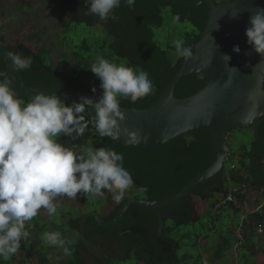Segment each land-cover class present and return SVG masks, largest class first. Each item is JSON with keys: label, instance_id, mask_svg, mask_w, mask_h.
Returning a JSON list of instances; mask_svg holds the SVG:
<instances>
[{"label": "clouds", "instance_id": "clouds-1", "mask_svg": "<svg viewBox=\"0 0 264 264\" xmlns=\"http://www.w3.org/2000/svg\"><path fill=\"white\" fill-rule=\"evenodd\" d=\"M126 2L131 5L134 0ZM121 3L122 0H84V14L106 22L114 18L113 11ZM249 23L247 43L264 57V7L255 9ZM173 44L179 57L192 58L191 46H185L182 39ZM233 51L240 52L239 45ZM7 56L17 72L29 69L33 63L32 57L23 54L9 52ZM222 59L228 66L230 55L224 54ZM229 68L238 72L236 67ZM90 70L101 81L102 95L96 101L82 98L71 104L43 91L25 100L15 91L11 77L0 72V260H10L20 250L22 240L27 242L30 233L26 222L41 209L50 217L58 216L57 197L75 199L80 194L94 198L107 190L119 202L134 183L124 167L122 153L106 147H68L59 138L67 136L76 141L84 135L89 127L84 113L90 106L94 110L91 123L100 137L116 141L123 131L129 143H139V131L121 128L126 117L120 98L135 102L154 90V82L147 71L104 56H97ZM92 91L96 92V88ZM41 240L61 249L64 256L71 255L72 241L59 231H46Z\"/></svg>", "mask_w": 264, "mask_h": 264}, {"label": "trees", "instance_id": "trees-1", "mask_svg": "<svg viewBox=\"0 0 264 264\" xmlns=\"http://www.w3.org/2000/svg\"><path fill=\"white\" fill-rule=\"evenodd\" d=\"M228 1L230 0L226 2ZM63 3L69 9L87 7L83 0H64ZM125 3L126 0H122L120 7L113 11L114 18L104 22L105 26L103 28H105L108 35L112 36H114L112 31H116L114 41L109 44V47L110 49L112 48V53L118 58L117 61L123 58L126 59L128 66L147 71L150 79L154 82V90L149 95L134 102V106L137 109H145L163 92L184 59L179 56L177 59H170L169 51H175V47L168 46L166 49L160 47L155 42V34L152 30L153 25L162 24V13L167 7H171L175 16H177L179 10L176 6L164 0H134L129 5V8L132 6L135 12L131 15H126L124 9ZM180 9L179 20H184V22H189L192 25V30L185 32L184 43L185 46H192L197 42L199 34L204 28L206 11L203 9ZM121 16H125L126 18H120ZM108 22L114 25V30ZM0 40L5 43L2 36H0ZM107 45V41L104 40L103 44L99 45L96 50L103 52ZM11 50L14 53L32 57L33 63L31 67L21 71V76L28 85L88 92H93L92 89L95 87L96 92L93 93L102 95L101 90L98 88V83L93 86L89 85L92 77L95 76H89L91 74L90 63H93L95 60L92 59L96 58L91 56L92 49L85 41L73 47L70 59L74 62V65L67 73L60 71L66 60L60 59L57 66H52L51 52L47 48H41L37 52H32L28 46L17 43L16 46L11 47ZM104 57L109 58L106 55ZM205 83L206 78L203 74L183 77L175 85L174 97H187L201 89ZM131 105L132 101L130 99L120 98V106L130 108ZM84 115L85 119L89 122V127L84 135L76 141H73L70 137L61 136L59 138L60 141L68 147H72L74 144L80 149H84L86 146L93 148L106 147L114 149L117 153H122L124 156V167L132 175L134 183L129 189L130 195L119 201L116 204L117 206H112L113 202L111 199L103 195L100 197L105 198L106 203L101 206L100 212L97 209L86 211L81 208L80 210L83 214L97 212L103 215L101 217L103 220L110 221L114 218L120 206L129 198L134 197L133 193H136V198L141 196L144 200H162L172 197L178 194L192 178L208 168L213 162L212 141L207 131H201L193 136L185 134L164 145L151 149H141L126 146L119 140L113 141L109 137H100L91 123L94 110L91 107H86ZM243 130L240 129V133L243 134ZM231 132L233 130L229 134H232ZM241 140L242 138L236 141L240 142ZM242 150H247L244 144H242ZM232 160L231 155L229 161ZM230 165H232V162ZM226 171L227 169L224 166L221 171V177L226 174ZM229 175L234 182L239 184L248 182L245 175L240 176L233 171ZM260 185H264V178ZM185 204L186 200L182 205ZM111 206L115 207L114 211L105 214L104 211ZM180 209V204L174 207L163 208L161 212L164 224L172 221V218L175 217L174 215H177L181 211ZM169 211H173L175 214L169 216ZM134 216L138 217L136 219L137 222L133 218ZM141 216L147 220L145 225L139 224ZM70 217V231L75 232L77 237L76 228H78L80 216ZM35 218L37 221L46 219L40 212ZM120 224L124 233L122 237L118 234L117 226L105 228L100 226L94 218L87 220V227H95L108 237L122 241L124 259L134 256L136 260L144 261L146 264H178L180 261L178 255L169 252L167 249L169 246L165 243L166 239H173L170 236L172 233L171 227L165 224L160 230L157 216L153 210L132 205L121 217ZM161 231L164 235L163 237L161 236ZM34 232H36L35 226L32 227V233L34 234ZM86 236H88L87 233ZM37 240L35 239L36 242ZM31 243L33 244L34 241L32 240ZM37 243L39 244V242ZM74 246L75 242H72L70 248ZM71 252H74V248ZM115 260L121 259L119 257L114 258L112 262H115ZM4 262L7 263V261Z\"/></svg>", "mask_w": 264, "mask_h": 264}, {"label": "water", "instance_id": "water-1", "mask_svg": "<svg viewBox=\"0 0 264 264\" xmlns=\"http://www.w3.org/2000/svg\"><path fill=\"white\" fill-rule=\"evenodd\" d=\"M164 1L177 8L205 10L204 28L197 42L191 46L192 58L183 59L163 92L152 104L145 109H137L134 102L130 108L120 106L126 117L121 125L122 130L127 128L129 131H139L141 140L139 143H129L128 137L122 131L119 141L129 147L151 149L185 134L193 136L201 131H207L212 141L213 162L172 197L162 200L129 198L110 221L103 220L97 212L83 214L77 228L79 242L103 264H108V259L85 236V222L88 218H94L102 227L117 226L119 235H122L120 219L132 205L153 210L160 230L164 225L161 212L163 208L180 204L181 211L173 218L194 217L195 210L190 194L200 193L205 198L209 197L214 189L222 191L221 178L218 175L230 155L226 144L230 131L249 128L255 142L264 144V140L259 135L260 125L264 123V62H261L264 57L258 55L248 45L245 34L250 26V15L257 7H264V0ZM235 45H239L240 52L233 51ZM9 52H12L11 48L0 40L1 71L11 77L15 91L25 100L41 91L56 94L69 104L74 101L79 102L82 98L96 101L101 96L88 91L28 85L22 78L21 72L11 67L12 61L7 56ZM224 54L231 57L228 66L236 67L238 72L231 70L223 61ZM197 74L205 76V85L187 97H174L176 83L183 77ZM262 157L264 158V154ZM245 172L252 176L253 187L260 185L262 180L257 182L253 174L256 173L253 160L250 161V168L245 169ZM185 200L186 204L182 205ZM161 236L163 237L162 231Z\"/></svg>", "mask_w": 264, "mask_h": 264}, {"label": "rangeland", "instance_id": "rangeland-1", "mask_svg": "<svg viewBox=\"0 0 264 264\" xmlns=\"http://www.w3.org/2000/svg\"><path fill=\"white\" fill-rule=\"evenodd\" d=\"M63 1L64 0H0V36L4 38L5 44L14 47L17 43H22L28 46L32 52H37L38 50H41V48H47L51 52L50 57L53 67L59 64L60 59L66 60V63L60 68V71L64 73L69 72L74 65V62L70 59L73 47L80 45L82 41H85L90 45L92 49L91 56L93 58L106 55L109 56L108 59L110 61L118 64L123 63L128 66V62L124 58L117 61L118 58L112 53V48L110 49L109 47V44L114 41V36L108 35L105 28H102L103 25H89L85 21L75 20L74 17L66 13V7ZM215 1L226 2L227 0ZM87 21L90 23L92 22L91 19ZM67 23L69 24L66 25ZM152 30L155 34V42L163 49H166L168 46L175 47L173 44L174 40L182 39L185 41V32H190L192 30V25L189 22H183L180 21L179 18L177 19V16L174 15L171 7H167L162 13V24L153 25ZM104 40L108 43L104 51L96 50L99 45L103 44ZM169 57L174 60L177 59L178 55L176 54V51L171 50L169 51ZM91 65L92 62L90 63V67ZM134 69L140 70L136 67ZM90 73L89 76L95 75L92 71ZM97 83L98 88L103 93V89L100 87L101 81L98 77H92L89 85L93 86L97 85ZM243 131L242 134L240 133V129L233 130L237 135L235 140L242 138L237 145L244 144L247 150H249L250 141L253 139V133L248 128H245ZM231 135L232 134H229L228 137ZM226 144L231 151L235 152L236 143L233 144L232 141L230 142L227 138ZM89 145L91 146L90 143ZM88 147L89 146L84 147L83 150H86ZM232 157V161H229V156L225 162L224 166L226 169H229L231 162H235L240 166V161L234 157V154ZM244 161L247 164V160L245 159ZM135 194L136 193H133L134 197L131 198H136ZM128 195H130L129 190L126 191L122 199ZM104 196L111 199L113 202L112 206H117L116 204L118 202L113 199L112 195L108 193L107 190L104 191ZM214 197L218 198L217 195ZM137 198L143 199L141 196H138ZM55 202L58 203V216L50 217L44 209H41L39 212L46 218L45 220L37 221L34 217L31 221L26 222V228L31 235L27 242L22 240L21 247L29 251L34 247H37L39 251L49 256V258L52 257L53 264H61L63 261L61 254L62 251L60 253L56 252L58 248L46 245L42 240L41 245H39L34 238L32 239V237L37 235L41 238L42 233L46 231H59L63 238L76 242V233L70 231V216H81L83 214L80 210L81 208L86 211L97 209L100 212L101 206L106 203V199L100 196L87 198L86 196L78 194L75 199L57 197ZM112 206L105 210L104 213H110L113 208ZM226 218L229 219V217H221L219 222L222 223L224 220H227ZM230 218L237 223V219L233 217V215ZM57 220L59 222H57ZM204 221L205 220H202L201 222L190 225L176 221L167 222L166 225L171 227L172 231L170 236L173 240L180 241L179 253L181 255L186 254L189 256L191 255L192 257L198 255V248L193 246V242H196V233H201V227L204 226L199 224L205 223ZM206 221L210 220L207 219ZM33 226L36 228L34 234L32 233ZM234 227L236 228V226ZM186 234H188V236ZM223 235L227 236V239H231L232 237V235L225 229H223ZM185 236H187V238H185ZM213 236H215V234H211L210 239H212ZM257 236L259 235L257 234ZM68 237L71 238L68 239ZM32 240L34 241L33 244L31 243ZM255 246L258 247L259 252L264 250L263 244L258 243L257 237L255 239ZM73 248L74 247H71V250ZM245 251L244 248L238 249L239 257L237 264H264V255L257 259L258 255L252 253L244 254ZM119 253L120 254L118 255H121L120 257L124 256L122 255L123 253ZM12 257L10 259H12ZM120 259L121 260H115V262H112L111 264H139L134 256L129 259Z\"/></svg>", "mask_w": 264, "mask_h": 264}, {"label": "crops", "instance_id": "crops-1", "mask_svg": "<svg viewBox=\"0 0 264 264\" xmlns=\"http://www.w3.org/2000/svg\"><path fill=\"white\" fill-rule=\"evenodd\" d=\"M234 133L232 132L230 137L227 136L228 139L230 138V142L232 141L233 144L236 143L235 152L229 149V153L234 154V157L240 161V166L232 162V165L229 166L224 176L222 175L221 177V173L218 175L221 178L222 191L220 189H214L211 195L205 198L200 193L190 194L189 196L193 203L195 216L186 219L172 218L173 222L176 221L186 225L205 220V223L199 224L204 226L201 227V233H196V242H193V246L198 248L197 256L181 255L179 253L180 241L166 239L165 243L169 246L167 248L169 252L180 257L178 264H237L239 248L246 250L244 254L252 253L258 255L257 259L264 255V250L259 252L258 247L255 246V239L257 237L258 243L263 244L264 248V185L256 187L251 185L253 178L249 173L245 172V169L250 168L247 151L242 150V144L237 145L238 142L235 140L237 135ZM245 159L247 160V164L244 161ZM232 171L238 173L240 176L245 175L248 182L242 184L234 182L229 175ZM230 193H233L239 200V209H235L231 204L223 202L225 195ZM215 195L218 198L214 197ZM232 215L237 219V223L230 218ZM221 217H229V219L226 218L227 220L220 223L219 219ZM207 219L210 221H206ZM223 229L232 235L231 239H227V236L223 235ZM211 234H215L212 239H210ZM186 235L188 236V234ZM33 238L38 239L37 242L41 245L42 241L40 237L34 235ZM61 251V249L56 250L58 253ZM77 252L79 255L81 254L80 250ZM61 254L62 262L65 264L68 262L69 256H64L63 253ZM118 257L119 255L111 256L109 259ZM138 262L139 264H146L144 261ZM20 263L53 264V261L52 257L49 258V256L39 251L37 247H34L30 251L20 247V250L7 263H3L0 260V264Z\"/></svg>", "mask_w": 264, "mask_h": 264}, {"label": "flooded vegetation", "instance_id": "flooded-vegetation-1", "mask_svg": "<svg viewBox=\"0 0 264 264\" xmlns=\"http://www.w3.org/2000/svg\"><path fill=\"white\" fill-rule=\"evenodd\" d=\"M124 9L126 11L125 12L126 15H131V14H133L135 12L133 7L131 6L129 8V4L126 5V3H125ZM178 10H179V12L177 13V17L179 18L180 14H181L180 13L181 9L178 8ZM85 11H86V8L77 7V8H74V9H69V8L66 7V13L69 14L70 16L74 17L75 20L85 21L89 25H92V24L103 25L102 28L105 26V23L102 22V21H99L98 17L85 15L84 14ZM124 17L125 16H121L120 18H124ZM89 19H91V21H92L91 23L89 21H87ZM181 21L184 22V20H181ZM113 22L116 23L115 21H113ZM108 24H110V26L112 28L114 27V25L112 23L108 22ZM113 30H114V28H113ZM112 34L115 36L116 31L115 30L112 31ZM9 47L11 48L13 46H9ZM0 72H2L1 71V67H0ZM259 129H260V134L259 135L264 140V123L260 125ZM249 130L251 131V129H249ZM246 151H247L246 153H247L248 161H252L253 160L254 163H255V171H256V173H253V174H254V177L256 178V181L258 182V181H260V180H262L264 178V158L262 157V155L264 154V144H262L260 142L256 143L254 138H253L250 141L249 150H246ZM114 209H115V207L112 208L111 212H113ZM169 212H170L169 216H172V214H175L173 211L172 212L169 211ZM102 216L103 215H101L100 217H102ZM133 218L136 220L138 217L134 216ZM87 220L85 222V236H86V233L88 235V236H86V238L88 239V241L90 243H92L93 245H95L99 249V251L101 252V254L103 256H105L108 259V264H111L112 263V258L109 259L111 256H118V254H120L119 252L123 253L122 252V250H123L122 241H118L115 238L108 237L106 234L101 233L95 227H87ZM136 222H137V220H136ZM146 223H147V220L143 219L142 216H141V218L139 220V224L145 225ZM120 226H121V224H120ZM111 227H113V226H111ZM105 228H109V227H105ZM148 228H150V227H148ZM76 230H77V228H76ZM121 232H122V227H121ZM118 234H119V232H118ZM123 235H124V233L122 235H119V236L122 237ZM70 238L71 237H68V239H70ZM74 247H75L74 248V252H71V255L69 256V260H67L68 262H66L65 264H74V263H77V264H103L98 258L93 256L88 250H86L84 248V246L79 242L78 235H77V240L75 242V246ZM78 250L81 251L80 255L77 252ZM122 255H124V254H122ZM120 256H119V258H124V256L123 257H120ZM61 264H64V263L62 262Z\"/></svg>", "mask_w": 264, "mask_h": 264}, {"label": "built area", "instance_id": "built-area-1", "mask_svg": "<svg viewBox=\"0 0 264 264\" xmlns=\"http://www.w3.org/2000/svg\"><path fill=\"white\" fill-rule=\"evenodd\" d=\"M223 202L231 204L235 209L240 208V202L233 193L226 194Z\"/></svg>", "mask_w": 264, "mask_h": 264}]
</instances>
